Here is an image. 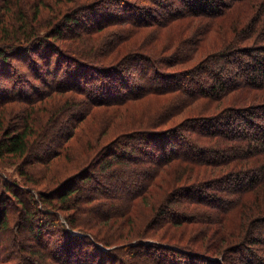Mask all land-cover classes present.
Listing matches in <instances>:
<instances>
[{"label":"trees","instance_id":"1","mask_svg":"<svg viewBox=\"0 0 264 264\" xmlns=\"http://www.w3.org/2000/svg\"><path fill=\"white\" fill-rule=\"evenodd\" d=\"M178 2L0 0V164L19 177L0 170V264H264V0ZM145 100L94 146L88 121ZM78 209L131 225L93 232Z\"/></svg>","mask_w":264,"mask_h":264},{"label":"rangeland","instance_id":"2","mask_svg":"<svg viewBox=\"0 0 264 264\" xmlns=\"http://www.w3.org/2000/svg\"><path fill=\"white\" fill-rule=\"evenodd\" d=\"M128 1H132V0H128ZM136 1H138V2H140L141 0H136ZM147 1V0H146ZM146 1L144 0V3H146ZM168 1H170V0H168ZM174 1V3H175V6L176 5H179L178 7H180L181 6V4L178 2V0H173ZM148 3V2H147ZM62 39H60V41H61ZM59 41V42H60ZM32 54V53H31ZM31 54H29V55H31ZM16 63V62H15ZM190 65H188V64H185L183 67H185V68H188ZM15 68H16V64H15ZM4 69H7V68H4ZM188 75V74H187ZM21 77L22 78H26V75H24L23 74V76L21 75ZM34 81V80H33ZM76 98L78 99L79 98V95H76ZM151 102L153 101L152 99L150 100ZM38 104V103H37ZM14 105H16V106H18L19 105V107H22V106H25V105H23L22 103H18V104H14ZM129 105V108L127 109V111H121V112H117V113H113V114H106L105 116H103L102 114H101V118H102V120H100V121H95V119H94V121H88L87 123L88 124H90L91 122H93L95 125H99L98 126V130H96L93 134V138H92V142L94 143V141L96 142L95 144H94V146H99V147H101V145H102V143H103V141H104V139L106 138V136H107V134L105 135L104 134V131H105V128L107 129V130H109V128H107V126H112L115 130H117V131H119V130H121L122 128H125V127H130L131 129H133V127H135L136 125H138V124H136V123H142V122H146V120H145V118H148V112H146V110H149L150 109V105H151V107L152 106H154L155 105V102H152L150 105L147 103V101L145 100V101H142V102H138V103H135L134 105L133 104H131V103H129L128 104ZM202 104H200V101L199 100H195L194 101V103H192L191 104V106L189 107V110H196L198 107H200ZM146 108V109H145ZM215 108V106L214 105H212L209 109H208V111H203V112H199V113H197V114H200V113H202V114H208V113H211V112H217L218 111V108L217 109H214ZM123 109H125V108H123ZM146 112V113H145ZM196 114V113H195ZM209 115V114H208ZM183 116V114L182 115H180V117H182ZM180 117L179 116H177L176 115V117L175 118H173L172 119V121H169V122H175V120H176V118L177 119H180ZM94 117H92V119H93ZM96 120H98V119H96ZM18 124H20V120H19V118H18ZM84 124L86 125V121L84 122H81V124L79 125L78 124V126H77V128L74 130V134H72L73 136H71L70 137V139L69 140H67V142H68V144L66 143L65 145L66 146H68L69 148H71V151L73 152V154H76V153H78L79 151H82L83 149H85V144H86V146H87V148L86 149H88V146L89 145H87L88 143H89V141L87 140V139H84L85 138V135H86V130H84L83 129V126H84ZM136 124V125H135ZM169 124H171V123H169ZM83 125V126H82ZM88 131V130H87ZM79 132H81L82 133V135H84V138L82 139V138H76V136H78V134H79ZM101 137V138H100ZM60 142H61V140H60ZM55 145H58V143H55ZM63 147V150L62 151H64L65 152V150L67 149V147ZM54 148V150H56V148L55 147H53ZM111 150V149H110ZM56 151H60V150H56ZM67 151V150H66ZM69 152V151H68ZM106 152V151H105ZM105 152H103L102 153V155L100 156V158L102 157V156H104V153ZM111 152V151H110ZM116 163V162H115ZM117 164V163H116ZM1 166H0V170H3L4 172L6 171L8 174H10V175H12V176H14L15 178H18L19 179V177H18V175H17V164L16 163H12L10 160H5V164H0ZM118 167H119V169L120 170H123L124 168H126V165H125V167H122L121 165H117ZM129 167H131V165H128ZM101 168L103 167V166H100ZM154 168V167H153ZM127 169V168H126ZM107 172H109V170L107 171ZM150 172H152V170L150 169ZM97 174H98V176L97 177H99V179L101 180V181H103V182H105L106 181V183L107 182H110V181H112L113 180V182H112V185H116V184H120V178L121 177H123V176H125L124 174H125V172H123V174L122 173H119V174H116V177L113 175V177H114V179H112L111 177H112V175L111 174H106V172H105V174L103 175V174H101V173H99V171H97ZM120 180V181H119ZM123 182H124V179H123ZM29 184V183H28ZM136 188V189H135ZM139 189V188H138ZM137 189V187H134V189H133V191H137L138 190ZM140 190V189H139ZM141 196V195H140ZM140 196H138V198H137V196H136V200H135V202H133V205H131L129 208L132 210V213H133V215H136V219H138L137 221V224L139 225V222H140V219H141V221L142 220H146L147 219V216H148V212L147 211H149L150 210V204L149 205H144L143 204V201H142V205H144L148 210H146V209H143V210H140V206H138L139 205V202H140V200H141V198L142 197H140ZM143 199V198H142ZM191 198H189V197H183V198H181V203L179 204V203H176V202H174V201H171V202H169L170 203V205L172 206V210H176V211H178V209H180L183 205H187V203L188 204H190V205H193V203H190V200ZM103 202L104 201H101V200H99V201H94V203H92L93 205H95V204H97V205H99L100 207H102V206H104L105 204H103ZM127 201H124V202H121V204L120 205H122L123 207H124V203H126ZM101 204V205H100ZM82 205V204H81ZM89 208H91V207H89ZM93 208V207H92ZM91 208V209H92ZM100 209V208H99ZM81 210V209H80ZM79 209H78V211L76 212V215H77V219L79 220V221H83L84 222V224H86V226H87V229L88 230H91V231H93V232H95V231H97V227H96V225L98 226L99 225V223H103V222H101V221H99V220H92V219H90L93 215L92 214H90V213H86V212H82V211H80ZM101 211H105L106 213H107V211H109V207H102V210ZM147 212V213H146ZM61 213L62 214H65V211H61ZM74 213V212H73ZM108 215V214H107ZM127 216L128 215H125L124 216V218L123 219H125V222H121V220L119 221V220H114V219H110V221L111 222H109V223H103V225H101L102 226V228H104L105 230H107V231H115V230H117V232H119V231H121V229H123L124 228V231L125 230H128L129 228H130V223L126 220V218H127ZM106 217V216H105ZM85 219H88V220H91V223L89 224V225H87L88 223H86L85 221H87V220H85ZM100 219H104V217H101ZM181 219H179V221H180ZM162 222H164V221H161V222H158V223H162ZM178 222V221H177ZM95 224V228L93 227V225ZM168 226V225H167ZM100 227V226H99ZM53 228V227H52ZM174 228H176V227H174ZM17 231V234H18V236L19 237H21L22 238V236L23 235H25L26 234V232L24 231V232H20V230H16ZM6 235V234H5ZM15 236H13L14 238L16 237V233L14 234ZM8 236H10V234H8ZM15 241H16V239H15ZM14 243H7V245H6V247H9L10 249H15L16 247H15V245H13ZM134 251H136V252H134V254H135V260L136 261H139V263H141V264H153V262H151V257H149L146 253H144V251H141V250H134ZM126 252H127V250H126ZM129 252H131V250H128V252L127 253H129ZM123 255H126L127 256V254H123ZM129 260H126V262H128ZM125 261H120L119 263H117V264H127Z\"/></svg>","mask_w":264,"mask_h":264}]
</instances>
